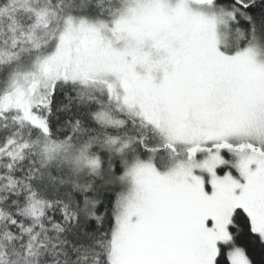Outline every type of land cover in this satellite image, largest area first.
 <instances>
[{"label": "snow or ice", "instance_id": "1", "mask_svg": "<svg viewBox=\"0 0 264 264\" xmlns=\"http://www.w3.org/2000/svg\"><path fill=\"white\" fill-rule=\"evenodd\" d=\"M0 264H264V0H0Z\"/></svg>", "mask_w": 264, "mask_h": 264}]
</instances>
